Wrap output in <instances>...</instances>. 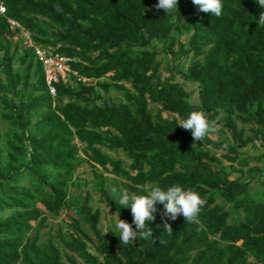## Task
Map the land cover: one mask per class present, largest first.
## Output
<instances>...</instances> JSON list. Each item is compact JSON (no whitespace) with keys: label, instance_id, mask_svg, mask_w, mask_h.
Segmentation results:
<instances>
[{"label":"trees","instance_id":"obj_1","mask_svg":"<svg viewBox=\"0 0 264 264\" xmlns=\"http://www.w3.org/2000/svg\"><path fill=\"white\" fill-rule=\"evenodd\" d=\"M0 3V122L8 125H0V264H264V190L250 187L264 158V28L257 23L264 9L255 0H223L220 17L192 0H178L170 13L156 9L158 0ZM11 19L35 43L75 57L73 68L93 82L71 75L76 84L59 83L53 97L42 62ZM163 54L171 65L183 58V68L175 73ZM177 73L198 85V102ZM113 90L123 99L115 102ZM193 105L224 126L223 138L194 146L191 131L177 124ZM250 143L262 153L241 150ZM212 149L224 151L233 171ZM119 150L128 164L110 154ZM84 161L121 219L132 223L131 209L116 203L105 173L130 194L177 184L197 191L206 200L200 224L180 215L169 219V234L158 211L146 224L156 242L138 237L122 246L116 233L103 232L101 210L81 190L76 173ZM66 208L78 216L56 232L63 248L53 234L39 242L50 216Z\"/></svg>","mask_w":264,"mask_h":264},{"label":"clouds","instance_id":"obj_2","mask_svg":"<svg viewBox=\"0 0 264 264\" xmlns=\"http://www.w3.org/2000/svg\"><path fill=\"white\" fill-rule=\"evenodd\" d=\"M258 6L264 9V0H255ZM194 6H198L199 12L211 13L215 17L223 14V0H192ZM157 10L164 9L167 13L172 12L178 7V0H158L155 5ZM257 23L264 28V11L259 13ZM186 119H181L177 123L185 130L192 133L194 146L195 142L205 140L216 132V122L210 121L207 114L198 109L195 105ZM114 200L120 207H130L132 214V223L120 218V212L113 215L117 216L114 233L122 246L133 245L139 238L152 239L156 242L153 228L146 227V224L155 221L156 214L159 211L163 221V229L169 234L173 233L169 219L175 220L183 215L188 224H200V212L206 200L193 189H184L181 185H172L164 189L160 186H153L146 190L145 194H130L126 189H112ZM118 197V199H117ZM163 205V209H158L157 205ZM135 225V228L133 227ZM159 227V225L157 226ZM107 233V232H106ZM163 243V241H160Z\"/></svg>","mask_w":264,"mask_h":264},{"label":"rangeland","instance_id":"obj_3","mask_svg":"<svg viewBox=\"0 0 264 264\" xmlns=\"http://www.w3.org/2000/svg\"><path fill=\"white\" fill-rule=\"evenodd\" d=\"M189 33H184L183 34V39L184 41H186L189 37ZM156 45H158V48L162 49V43L157 41L155 42ZM163 57L165 59V61H167L166 65L170 66L173 71L176 73V66H179L180 68H183L184 66V59L183 58H179L177 59L173 65H171V62L169 61V56L166 54H163ZM18 67V66H17ZM176 78L180 81H182L184 83L185 88L192 92V100L195 102H198V85L196 83H191L188 81H185V79H183V77H181L178 73ZM95 83V81H94ZM102 93H104L102 91ZM110 97L115 101V102H119L120 100L123 99L122 93L118 92V91H111L110 92ZM1 128L3 130H8V125L6 123H4L3 121L0 122ZM242 124L239 123V127H241ZM216 132L213 133L212 135L215 138H223L225 136L224 133V126L221 123H216ZM226 133L228 132L227 129H225ZM251 133V129H250V125L246 126V134L249 135ZM196 143V142H195ZM243 152H246V154H253V155H259L260 153H262V148H256L254 143H250L247 146L243 147L241 149ZM213 153L216 154V156L222 158V163L223 166L228 170V171H233V169L231 168L232 164L230 162H228L226 159H223L222 154L224 153V151L222 150H214L212 149ZM110 154L121 158L125 161L126 164L129 163L127 157H126V152L119 150V151H110ZM259 167L261 168V170L257 173V178H255L254 180H252L250 182V187L252 188L253 192H259V191H263L264 190V186L262 185V181H264V158L262 159L261 162L258 163ZM108 176V180H107V188L111 191L113 188H116L118 191L123 188L122 183H120V181L122 180L121 178H117L115 179L114 176L105 173ZM234 175H240L239 172L234 171L233 173ZM77 178L80 179V185H81V190H88L91 192L92 194V200H91V205L94 208H99L101 210L102 216H101V223H100V227L102 228L103 232L106 234H110L113 233L115 230V223L117 221V216L113 215L116 212L113 211L109 206H107L106 201L101 197L100 193L98 192L97 188H96V180L94 178V174H93V170L92 167L90 166V164L87 161H84L82 163V165L78 168L77 170ZM247 180H249V177L246 178ZM71 193L73 196H77L79 194V190H77L76 188L72 187L71 188ZM77 211L76 208H66L64 210H62V212L60 213L59 216H50V219L48 221V226L43 228L40 233H41V237H40V241L39 242H44L46 241V239L49 237L50 234L54 235V239L58 242V244L61 246V248H63V243L61 242V240L59 239L58 235H56V232L58 231L59 228H62L64 232H67L68 230H70V222L72 220V217H77ZM82 225L88 229V226L85 222L82 221ZM36 233V229H34V231L31 233V236H34ZM79 261H81V259H79Z\"/></svg>","mask_w":264,"mask_h":264},{"label":"built area","instance_id":"obj_4","mask_svg":"<svg viewBox=\"0 0 264 264\" xmlns=\"http://www.w3.org/2000/svg\"><path fill=\"white\" fill-rule=\"evenodd\" d=\"M5 12L6 7L0 3V13L4 14ZM10 22L13 25L21 28L22 34L25 38V45L27 47L33 48L39 60L42 62L46 83L53 97L57 96V85L59 83L71 82L72 84H76V82H74V80L71 78V75H74L77 81L93 82L92 79L81 76L79 72L73 68L72 62L76 60L75 57L55 52L53 47H47L42 44L35 43L30 32L22 27L19 22L14 19H11Z\"/></svg>","mask_w":264,"mask_h":264}]
</instances>
